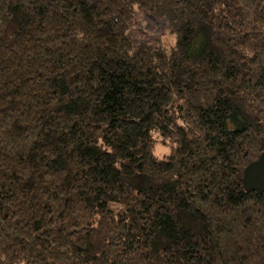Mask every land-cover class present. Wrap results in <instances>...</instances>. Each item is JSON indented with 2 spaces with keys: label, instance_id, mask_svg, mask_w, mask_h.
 Here are the masks:
<instances>
[{
  "label": "trees",
  "instance_id": "obj_1",
  "mask_svg": "<svg viewBox=\"0 0 264 264\" xmlns=\"http://www.w3.org/2000/svg\"><path fill=\"white\" fill-rule=\"evenodd\" d=\"M262 157L264 0H0V264H264Z\"/></svg>",
  "mask_w": 264,
  "mask_h": 264
},
{
  "label": "rangeland",
  "instance_id": "obj_2",
  "mask_svg": "<svg viewBox=\"0 0 264 264\" xmlns=\"http://www.w3.org/2000/svg\"><path fill=\"white\" fill-rule=\"evenodd\" d=\"M130 29L137 40L146 39L164 48L173 45L174 37L171 35L165 20L155 19L143 9H136V15L130 23ZM156 154L160 156L158 151Z\"/></svg>",
  "mask_w": 264,
  "mask_h": 264
},
{
  "label": "water",
  "instance_id": "obj_3",
  "mask_svg": "<svg viewBox=\"0 0 264 264\" xmlns=\"http://www.w3.org/2000/svg\"><path fill=\"white\" fill-rule=\"evenodd\" d=\"M243 185L248 191L264 194V157L250 164L243 174Z\"/></svg>",
  "mask_w": 264,
  "mask_h": 264
}]
</instances>
